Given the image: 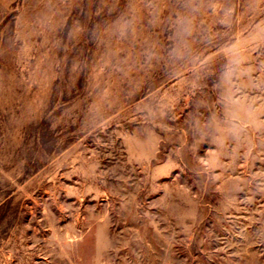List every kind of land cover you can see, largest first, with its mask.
Returning a JSON list of instances; mask_svg holds the SVG:
<instances>
[{"label":"rangeland","instance_id":"rangeland-1","mask_svg":"<svg viewBox=\"0 0 264 264\" xmlns=\"http://www.w3.org/2000/svg\"><path fill=\"white\" fill-rule=\"evenodd\" d=\"M0 264H264V0H0Z\"/></svg>","mask_w":264,"mask_h":264}]
</instances>
